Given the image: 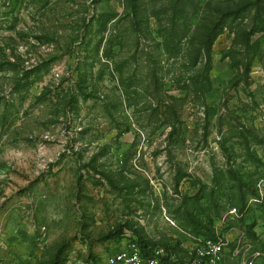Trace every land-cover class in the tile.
I'll return each instance as SVG.
<instances>
[{
    "label": "rangeland",
    "instance_id": "obj_1",
    "mask_svg": "<svg viewBox=\"0 0 264 264\" xmlns=\"http://www.w3.org/2000/svg\"><path fill=\"white\" fill-rule=\"evenodd\" d=\"M202 236L264 264V0H0V264Z\"/></svg>",
    "mask_w": 264,
    "mask_h": 264
},
{
    "label": "built area",
    "instance_id": "obj_2",
    "mask_svg": "<svg viewBox=\"0 0 264 264\" xmlns=\"http://www.w3.org/2000/svg\"><path fill=\"white\" fill-rule=\"evenodd\" d=\"M225 242L221 238H200L192 255L182 261L171 250L154 246L142 251L138 243L128 240L116 245L101 257L87 262H74L68 259V264H221Z\"/></svg>",
    "mask_w": 264,
    "mask_h": 264
},
{
    "label": "trees",
    "instance_id": "obj_3",
    "mask_svg": "<svg viewBox=\"0 0 264 264\" xmlns=\"http://www.w3.org/2000/svg\"><path fill=\"white\" fill-rule=\"evenodd\" d=\"M209 34H211L210 30H209V33L208 34H205L203 37H201V40L199 41V45H198L199 46V49H198V51H200V53H202L203 50H208L210 44L212 43L211 36H209ZM200 82H205L206 83L207 82V78L201 79ZM200 238H207V239H213V240L216 239V238L210 237V236H202ZM138 245H139L140 249L143 252L146 251L150 247H154V246H148V245H142V244L141 245L138 244Z\"/></svg>",
    "mask_w": 264,
    "mask_h": 264
}]
</instances>
